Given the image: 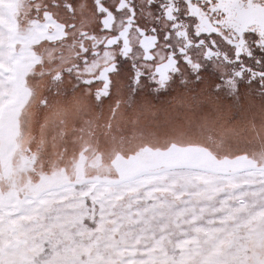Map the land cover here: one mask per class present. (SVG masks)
<instances>
[{"label":"rangeland","instance_id":"rangeland-1","mask_svg":"<svg viewBox=\"0 0 264 264\" xmlns=\"http://www.w3.org/2000/svg\"><path fill=\"white\" fill-rule=\"evenodd\" d=\"M10 1L0 0V264H264V152L212 146L222 135L191 103L170 111L172 127L152 125L164 115L149 116V104L77 98L56 118L63 134L48 141L49 115L41 121L44 160L26 162L36 154L35 134L20 129L32 68L13 48ZM242 101L257 103L264 124V99Z\"/></svg>","mask_w":264,"mask_h":264},{"label":"flooded vegetation","instance_id":"flooded-vegetation-1","mask_svg":"<svg viewBox=\"0 0 264 264\" xmlns=\"http://www.w3.org/2000/svg\"><path fill=\"white\" fill-rule=\"evenodd\" d=\"M5 3L8 8L4 13L12 14L13 30L19 37L13 48L23 58L22 64L32 68L27 76L30 100L21 111L24 119L20 129L24 140L26 135L35 134L36 151L30 150L36 154L26 162L36 165L44 160L40 155L43 147L35 144L41 138V121L49 115L45 130L48 141L55 134L58 137L59 131L63 134L67 124L62 119L60 128L56 118L66 113L65 107L76 109L72 101L77 98L85 103L92 101L95 107H112L126 100L133 107L149 104L152 109L168 106V110L181 111L184 104L191 103L193 110L212 115L211 123L222 135L221 139L210 138L212 146H230L235 140L241 147L254 149L255 156L264 152V124L256 112L257 103L253 108V104L242 101L245 95L264 99V81L257 85L247 79L250 68L264 69V64L257 63L264 61V20L260 24L257 18L264 15V0ZM151 4L160 8L150 10ZM118 57L129 60L135 78L129 76L111 94L108 83L112 82L106 83L102 91L86 87L94 80H107L108 65L114 68ZM206 71L215 72L218 82L213 83L204 74ZM241 84L246 93L241 92ZM199 87L208 91L199 92ZM188 94L201 101L198 106L186 99ZM124 116L127 119V114ZM31 117L34 132L27 127ZM68 134L62 138L67 140Z\"/></svg>","mask_w":264,"mask_h":264},{"label":"snow or ice","instance_id":"snow-or-ice-1","mask_svg":"<svg viewBox=\"0 0 264 264\" xmlns=\"http://www.w3.org/2000/svg\"><path fill=\"white\" fill-rule=\"evenodd\" d=\"M148 7L150 10H156L160 8V5L151 4L148 5ZM257 63L264 64V61H257ZM108 68L110 70L107 72V80L104 79L94 80L92 84H87L86 87L90 89H95V91H102L106 83L112 82V83H108L111 94V90L114 87L118 88L119 84L126 82L129 76L133 78L136 77V73L133 66L131 65L129 60L125 57H118L115 61V67L113 68V65L109 63ZM204 74L207 75L213 83L218 82L219 78L215 72L206 71ZM96 75L99 76L100 73L98 72L96 73ZM145 76H147V74H145ZM247 79L251 80L253 83L257 85H260L261 81H264V69L257 70L255 68H250L248 71ZM144 82L147 83L146 78ZM240 87H241V92L243 93L245 90L244 85L241 84Z\"/></svg>","mask_w":264,"mask_h":264},{"label":"trees","instance_id":"trees-1","mask_svg":"<svg viewBox=\"0 0 264 264\" xmlns=\"http://www.w3.org/2000/svg\"><path fill=\"white\" fill-rule=\"evenodd\" d=\"M185 108H183L182 107V111L184 110ZM152 111H158L156 114H163L164 116H163V118H149L150 119V123L152 124V125H164V124H166V125H171L172 127L174 126V124H176V122H174L175 121V118H174V116H175V114L174 113H172V112H170V111H172V110H168V106H163V107H160V108H158V109H152L151 107H149V112H146L149 116H153V115H156V114H153V113H150V112H152ZM167 120V121H166ZM171 130H165V131H159L158 132V135H160V136H165V135H170L171 134V132H170ZM153 138V136H149V138Z\"/></svg>","mask_w":264,"mask_h":264},{"label":"water","instance_id":"water-1","mask_svg":"<svg viewBox=\"0 0 264 264\" xmlns=\"http://www.w3.org/2000/svg\"><path fill=\"white\" fill-rule=\"evenodd\" d=\"M257 18H258V20L260 21L259 23L261 24V21L264 20V15H261V17H258V16H257Z\"/></svg>","mask_w":264,"mask_h":264}]
</instances>
